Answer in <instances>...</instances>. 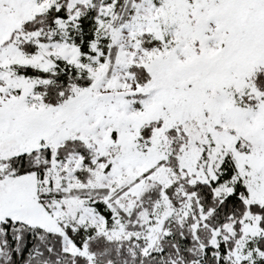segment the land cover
I'll use <instances>...</instances> for the list:
<instances>
[{
    "label": "snow or ice",
    "instance_id": "1",
    "mask_svg": "<svg viewBox=\"0 0 264 264\" xmlns=\"http://www.w3.org/2000/svg\"><path fill=\"white\" fill-rule=\"evenodd\" d=\"M0 264H264V0H0Z\"/></svg>",
    "mask_w": 264,
    "mask_h": 264
}]
</instances>
